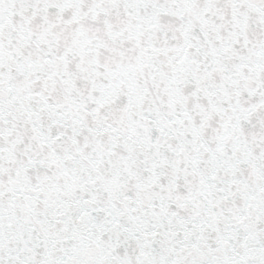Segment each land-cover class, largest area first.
Wrapping results in <instances>:
<instances>
[{"label":"snow or ice","instance_id":"6c2138e0","mask_svg":"<svg viewBox=\"0 0 264 264\" xmlns=\"http://www.w3.org/2000/svg\"><path fill=\"white\" fill-rule=\"evenodd\" d=\"M0 264H264V0H0Z\"/></svg>","mask_w":264,"mask_h":264}]
</instances>
